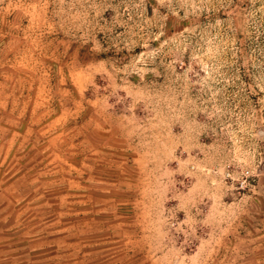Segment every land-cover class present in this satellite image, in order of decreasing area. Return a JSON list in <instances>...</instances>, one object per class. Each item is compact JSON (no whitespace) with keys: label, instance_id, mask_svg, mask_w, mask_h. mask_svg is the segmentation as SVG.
Segmentation results:
<instances>
[{"label":"rangeland","instance_id":"374dc122","mask_svg":"<svg viewBox=\"0 0 264 264\" xmlns=\"http://www.w3.org/2000/svg\"><path fill=\"white\" fill-rule=\"evenodd\" d=\"M0 264H264V0H0Z\"/></svg>","mask_w":264,"mask_h":264}]
</instances>
